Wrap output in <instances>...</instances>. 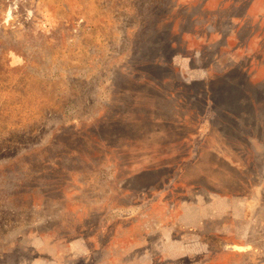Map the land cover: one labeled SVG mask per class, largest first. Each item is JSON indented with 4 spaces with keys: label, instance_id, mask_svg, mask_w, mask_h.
<instances>
[{
    "label": "rangeland",
    "instance_id": "374dc122",
    "mask_svg": "<svg viewBox=\"0 0 264 264\" xmlns=\"http://www.w3.org/2000/svg\"><path fill=\"white\" fill-rule=\"evenodd\" d=\"M0 264H264V0H0Z\"/></svg>",
    "mask_w": 264,
    "mask_h": 264
}]
</instances>
